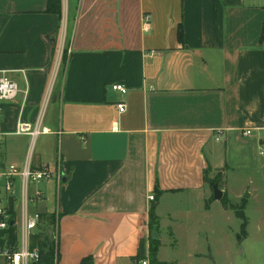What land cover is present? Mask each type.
Masks as SVG:
<instances>
[{
  "label": "crops",
  "instance_id": "obj_1",
  "mask_svg": "<svg viewBox=\"0 0 264 264\" xmlns=\"http://www.w3.org/2000/svg\"><path fill=\"white\" fill-rule=\"evenodd\" d=\"M47 2L0 0V77L21 91L3 105L2 158L24 165L31 140L11 133L48 98L32 165L54 173L56 264H134L151 205L159 224L187 220L186 205L221 206L204 208L207 168L228 199V173L264 169V0H60V15Z\"/></svg>",
  "mask_w": 264,
  "mask_h": 264
},
{
  "label": "rangeland",
  "instance_id": "obj_2",
  "mask_svg": "<svg viewBox=\"0 0 264 264\" xmlns=\"http://www.w3.org/2000/svg\"><path fill=\"white\" fill-rule=\"evenodd\" d=\"M66 59L67 51L64 50L63 61L60 67L56 66L61 76ZM45 113L46 108L44 116ZM41 140L42 137H39L35 151L41 148ZM55 146L58 148L57 144ZM43 149V158H51L49 142L44 143ZM54 156L56 157L57 153H54ZM251 170L227 175L230 192L228 200H231L230 203L234 206H244L245 237L238 240L242 221L236 218L232 211L214 205L209 212H199L194 207L192 209V205H186L192 210V215L187 220H169L166 214L161 215L159 231L162 245L159 252L157 250L155 259L158 254V258L169 262L168 264H264V169ZM221 188L225 190L223 184ZM39 189L43 190L46 203H38L36 207L31 204L29 211H44L49 215L44 206H48L47 211H52L58 195L53 180L31 184L30 194ZM245 195L248 197L244 198ZM56 229L55 223V241ZM145 256L149 258L148 247L141 258Z\"/></svg>",
  "mask_w": 264,
  "mask_h": 264
},
{
  "label": "built area",
  "instance_id": "obj_3",
  "mask_svg": "<svg viewBox=\"0 0 264 264\" xmlns=\"http://www.w3.org/2000/svg\"><path fill=\"white\" fill-rule=\"evenodd\" d=\"M143 29H149V17H144ZM113 92L126 94V89L122 85H113ZM21 94L18 85L6 77H0V118L3 114V105L13 102ZM38 115L36 121L31 124L28 122L17 121L11 135L25 136L31 140L29 154L23 166L5 164L2 158L4 139L7 134L0 131V259L5 264H37L39 261V251L36 247H31L30 238L37 230L39 224V213H30L29 205L41 201L42 192L39 190L30 194L31 184H37L43 180L52 179L54 173L48 167H33V149L35 141L43 134L46 129L42 126L45 105ZM118 113L126 111L124 103L116 105ZM250 131H245L244 136H249ZM222 133L217 131L215 140L219 141ZM263 154V153H261ZM59 180V177L57 178ZM13 199L12 212H9V198ZM17 197V199H16ZM149 201H154L153 196L148 197ZM10 228L15 229V241H11L8 235ZM134 264H151L148 256L135 261Z\"/></svg>",
  "mask_w": 264,
  "mask_h": 264
},
{
  "label": "trees",
  "instance_id": "obj_4",
  "mask_svg": "<svg viewBox=\"0 0 264 264\" xmlns=\"http://www.w3.org/2000/svg\"><path fill=\"white\" fill-rule=\"evenodd\" d=\"M60 0H48L46 12H51L60 15ZM264 37V21L262 25V32H261V39ZM178 39L180 42L182 41V30L181 27L178 29ZM210 169L207 168L204 170L203 179L206 184L213 185L217 184L218 188L221 190V178L223 177V170L218 172L213 179H208L207 174ZM222 198L219 201V204L224 210H230L234 213L235 217L242 221L241 225V232L240 236H238V240H241L242 237H245V228H246V221L244 216V206H234L227 198L225 192H222ZM212 197L209 201L205 202L204 208L206 210L209 209V205L213 202ZM155 208L156 206L153 204L151 205L149 212H148V223L147 228L149 231L147 243H148V253H149V260L151 264H157L155 255L157 250L160 246L159 240L155 239L157 237L159 221L157 216L155 215ZM56 223V217L53 214H45L39 213V224L37 230L30 238L31 247H36L39 251V261L37 264H56L57 263V244L55 241V234H54V226ZM8 235L11 241H15V229L10 228L8 231ZM57 236V234H56ZM144 240L142 239L139 244V255L136 257V261L142 259V255L145 251ZM80 264H93L91 259H86L82 261Z\"/></svg>",
  "mask_w": 264,
  "mask_h": 264
},
{
  "label": "water",
  "instance_id": "obj_5",
  "mask_svg": "<svg viewBox=\"0 0 264 264\" xmlns=\"http://www.w3.org/2000/svg\"><path fill=\"white\" fill-rule=\"evenodd\" d=\"M61 181L64 182V178L61 176ZM212 188V199L213 201H217L219 202L222 198V191L218 188L217 184H213L211 186ZM248 197L247 195L244 196V198ZM12 204H13V199L12 197L9 198V212L11 213L12 212ZM155 239H157V237L155 236Z\"/></svg>",
  "mask_w": 264,
  "mask_h": 264
}]
</instances>
